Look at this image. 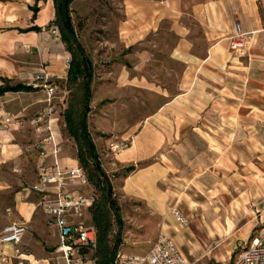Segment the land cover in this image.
<instances>
[{"label": "rangeland", "instance_id": "rangeland-1", "mask_svg": "<svg viewBox=\"0 0 264 264\" xmlns=\"http://www.w3.org/2000/svg\"><path fill=\"white\" fill-rule=\"evenodd\" d=\"M27 1L0 0V16L20 14ZM136 1L71 3L76 37L94 65L87 123L120 208L123 229L119 250L142 254L157 233L164 231L191 264L232 260L244 242L264 229V35L257 34L243 52L229 45L227 65L203 71L192 88L181 94L178 85L184 67L170 58L176 36L169 20H161L155 32L134 46L127 47L118 40V25L127 18L125 8ZM39 4L43 7L45 1ZM47 12L43 10L42 19ZM50 28L45 26V32ZM193 28L200 37V28ZM43 43L45 54L50 49ZM197 44L199 48L205 45L200 40ZM41 63L51 66L45 57ZM67 67L68 63L65 71ZM25 82L30 83V78ZM56 84L52 116H60V155L75 157L76 145L66 131L63 114L77 102L80 91L66 77L57 79ZM41 97L44 107L46 96ZM35 113L14 117L8 125L0 122L14 133L18 146L17 154L0 165V179L6 188L0 192V205L12 208L16 191L28 202L42 199L30 188L43 159L36 146L40 136L28 124ZM137 137L147 147L135 160L121 163L118 156ZM111 143L123 149L112 151ZM152 164L159 168L151 190L164 203L161 212L124 188L127 176ZM130 165L134 170L125 172ZM69 189L97 197L87 182ZM170 207H176L185 225L175 221ZM35 212L40 217L42 207L37 205ZM9 213L7 223L0 219L2 226L19 219L15 210ZM86 219L84 213L82 220L88 222ZM26 230L38 238L37 229L28 226ZM115 231L114 224L112 235ZM38 244L34 251L30 245H22L23 251L42 254L36 258L46 260L38 259L39 264H61L53 244L44 240Z\"/></svg>", "mask_w": 264, "mask_h": 264}, {"label": "crops", "instance_id": "crops-1", "mask_svg": "<svg viewBox=\"0 0 264 264\" xmlns=\"http://www.w3.org/2000/svg\"><path fill=\"white\" fill-rule=\"evenodd\" d=\"M40 1H45L43 7H40ZM34 2L35 0H28L20 14L18 12L10 14L9 12V14H5L6 17L0 16V85L2 84L1 77L10 79L11 84L28 85L25 79L30 78L32 81L36 69L42 65L43 57L47 58L51 64V66L45 65L48 72L60 80L67 78L65 68L70 58L66 54L70 53L64 49L65 45L63 46L64 43L61 41L58 29L53 25L47 26L54 17L53 2L52 0H39V10L36 13V18L32 21L33 12L29 6L33 5ZM131 5V8H125L126 20L118 25L119 42L124 43L127 47L134 46L155 32L161 20H169L170 30L176 36L170 58L180 61L184 67L178 85L181 94H186V91L192 88L195 78L203 71L215 70L227 65L230 58L228 49L236 23H239L243 32L252 33V37L246 42L245 48L248 44L255 42L257 34L262 33L264 35V0H137L134 3L131 2ZM44 9H47L48 12L42 19L41 13ZM32 25L42 29L39 31H21ZM45 26L51 27L47 33ZM195 26L201 30L200 37L195 33L193 28ZM199 40L204 42V47L199 48L197 44ZM44 41L50 49L45 54H43ZM245 48L241 52L245 51ZM59 55H62L63 59H58ZM42 94L46 96L43 90L32 88L29 91L5 92L0 95V122H3L7 116L13 120L14 117L23 118L32 112L40 111L43 108L41 104ZM53 117L55 118L53 127L59 144L58 161L60 167L65 169L79 165L75 157L60 155L61 133L58 126L60 116ZM13 138L14 133L12 131H7L3 126H0V165L10 156L17 154L18 146ZM145 147L147 145H144L141 139L137 137L133 140L130 148L118 156V159L121 163L131 162L141 155ZM46 149L50 151L52 144H48ZM42 158L37 166V173L42 162L43 164L52 163V155L48 154ZM157 173H159V168L154 164L138 170L127 176L124 181V188L129 194L145 198L153 210L161 212L164 210V203L160 197H155L154 191L151 190L158 180ZM36 180L37 178H35L34 183ZM66 181L69 186L85 184L78 179H67ZM4 182L0 179V192L6 190L3 186ZM38 202H28L21 192L16 191L12 208L8 204L0 205V219L7 223L10 218V209L17 212L19 219L6 225L3 224V226L0 224V235L12 223L23 224L25 232L21 242L22 250L24 249L22 245L28 244L34 251V249H38V243L43 240L53 244L56 250L58 245L57 230L49 225V217L44 211L40 217H36L35 211ZM85 216L86 220L90 222L86 211ZM28 226L37 229V239L30 236L26 230ZM214 226L218 229L217 224ZM26 254L29 260L27 264H39L38 259L46 260L44 257L36 258L42 256L39 253L27 252ZM56 258L60 259L57 254ZM229 260L231 259L229 258L227 261ZM15 262L12 244L0 240V264H15ZM60 262L62 264L61 259ZM221 262L226 261H216L212 264Z\"/></svg>", "mask_w": 264, "mask_h": 264}, {"label": "built area", "instance_id": "built-area-1", "mask_svg": "<svg viewBox=\"0 0 264 264\" xmlns=\"http://www.w3.org/2000/svg\"><path fill=\"white\" fill-rule=\"evenodd\" d=\"M251 37L252 33L243 32L239 23H236L230 46L234 51L241 52ZM57 79L41 65L36 69L32 81L28 83L33 89H41L45 92L46 105L28 119V124L40 136L36 146L41 156L52 155V163L40 165L37 180L30 188L41 195L42 199L38 205L48 215L49 225L57 230L58 245L55 252L62 264H96V228L92 223L82 220L94 197L69 189L67 179H78L81 183H86L82 167L76 165L63 169L58 161L59 144L53 127L55 118L52 116V100L56 95ZM10 120L11 118L7 116L3 123H9ZM48 144H52L50 151L46 149ZM110 149L121 151L123 147L111 143ZM170 213L180 226L186 224V220L176 207H170ZM24 232L23 224L12 223L0 235L1 242L12 244L15 264L29 263L27 254L21 248ZM112 264L190 263L176 242L163 231H159L146 252L123 253L118 249ZM215 264H264V229H261L248 243L244 242L241 251L234 259Z\"/></svg>", "mask_w": 264, "mask_h": 264}, {"label": "trees", "instance_id": "trees-1", "mask_svg": "<svg viewBox=\"0 0 264 264\" xmlns=\"http://www.w3.org/2000/svg\"><path fill=\"white\" fill-rule=\"evenodd\" d=\"M73 0H52L54 17L47 26H55L61 41L71 57L67 69V81L77 84L79 95L75 104L71 103L64 111L65 128L76 145V156L82 167L86 182L90 184L97 197L87 208L90 223L96 228V264H112L121 241L123 220L120 208L113 192L111 178L102 167L100 156L88 129L87 114L90 111V100L92 97V82L94 78V65L89 54L78 41L71 18V3ZM39 0L29 6L33 14L31 20L36 18L39 10ZM42 28L36 25L29 26L21 31L36 30ZM0 95L5 92L29 91L30 85L21 83L11 84V80L1 77ZM134 166L126 167L125 172H131ZM116 225V231L112 235V227Z\"/></svg>", "mask_w": 264, "mask_h": 264}]
</instances>
